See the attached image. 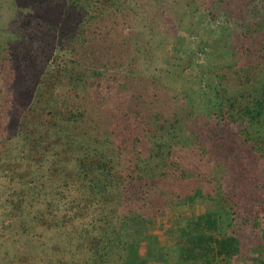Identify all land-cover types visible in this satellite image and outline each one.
<instances>
[{
    "label": "trees",
    "instance_id": "trees-1",
    "mask_svg": "<svg viewBox=\"0 0 264 264\" xmlns=\"http://www.w3.org/2000/svg\"><path fill=\"white\" fill-rule=\"evenodd\" d=\"M215 19L220 65L154 106ZM0 183L36 224L0 262L264 263V0H0Z\"/></svg>",
    "mask_w": 264,
    "mask_h": 264
},
{
    "label": "rangeland",
    "instance_id": "rangeland-1",
    "mask_svg": "<svg viewBox=\"0 0 264 264\" xmlns=\"http://www.w3.org/2000/svg\"><path fill=\"white\" fill-rule=\"evenodd\" d=\"M221 11V10H220ZM217 21V25H215V22L210 23V28H212L207 35H203L202 31L198 32V34H195L190 37L188 40V46L193 50L195 53V61L196 64L199 66H194L193 69L187 70L184 68V63H180L181 66L177 69L172 66L177 65L178 58L173 57L168 61V74L166 75L163 71L158 70L156 79H143L145 91L148 93L149 97L152 100V103L154 106L166 109L170 106L176 105V102L178 104L180 101L175 96H179L178 87L182 86L185 87V90H188V87H192V82L189 80V78H185V73H190L191 79L193 81L194 77L199 76L200 73H204L209 70L210 68L206 67L204 64L206 62H212L209 58V56H212L214 59L217 56V62L215 65L219 64V56H221L220 53H222V44L221 42H218L219 40L216 38V35L218 33L217 29H220L218 26V19H215ZM187 36V33H186ZM206 37V38H205ZM187 38H189L187 36ZM203 41L206 43L203 44ZM165 48L168 51V54H173V47L171 46L172 43H170L169 38H166L165 40ZM223 54V53H222ZM208 55V56H205ZM224 55V54H223ZM212 58V59H213ZM228 61H233L230 57L225 58ZM215 61V60H214ZM205 62V63H204ZM200 63V64H199ZM172 65V66H171ZM220 67V66H218ZM180 69V71H179ZM182 69V70H181ZM205 70V71H204ZM225 69L217 68L216 71H218V74L221 75ZM181 78H180V76ZM215 78V77H214ZM212 78V81L206 79L207 83L210 84L209 88H205L203 82L195 83V87H199L200 92H204L205 89L207 91L213 87V85L216 84L217 79ZM217 78V77H216ZM181 89V88H180ZM189 91V90H188ZM182 93V92H181ZM206 96H210L208 92L206 93ZM154 108V107H153ZM153 113H158L161 109H153ZM197 108V106H196ZM203 117L209 119L212 117V114L209 111H205L203 113ZM11 188L10 186L6 185V189L2 187V183H0V251H10L11 253H14L15 251H18L20 249V244L18 241L20 240V236L23 238L22 228L20 227V219L22 218L21 213L24 214V219L29 222V226L35 224L34 220H32L33 213L28 211V208L26 205L20 210L21 213H17L16 211H11L10 207L12 204L10 203V197L7 198V190L9 191ZM19 191V189H18ZM35 205V204H34ZM9 207V208H8ZM36 225V224H35ZM38 232L35 230V228H31L28 232L29 234ZM20 234V235H19ZM15 241L16 243H13ZM1 264L4 262H0ZM4 264H15L14 262L4 263ZM264 264V263H260Z\"/></svg>",
    "mask_w": 264,
    "mask_h": 264
},
{
    "label": "crops",
    "instance_id": "crops-1",
    "mask_svg": "<svg viewBox=\"0 0 264 264\" xmlns=\"http://www.w3.org/2000/svg\"><path fill=\"white\" fill-rule=\"evenodd\" d=\"M180 88H181V86L178 87V90H177V91L180 92V93L182 92V95H183V91H182V89H180ZM180 93H179V94H180Z\"/></svg>",
    "mask_w": 264,
    "mask_h": 264
}]
</instances>
